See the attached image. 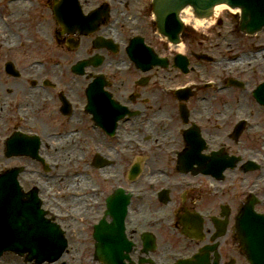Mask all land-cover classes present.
<instances>
[{
    "label": "flooded vegetation",
    "instance_id": "1",
    "mask_svg": "<svg viewBox=\"0 0 264 264\" xmlns=\"http://www.w3.org/2000/svg\"><path fill=\"white\" fill-rule=\"evenodd\" d=\"M61 1L40 0L42 9L36 16V33L30 31L29 14L21 33H14L9 40V58L21 75L9 76L5 65H0V120L9 119L13 131L22 129L27 134L39 135L41 156L58 170V176L51 177L40 161L25 159L29 169L23 181L25 190L37 188L44 208L64 215L58 222L66 230L70 245L55 264H98L94 258L96 249L109 245L98 240L95 228L105 212H112V195L119 188L131 189L137 196L125 224L133 244L128 263L171 264L176 257L170 256L181 249L185 255H191L200 246L212 244L216 221L227 217V229L216 240L219 264H247L234 226L252 192L258 191L256 195L264 200V106L252 95L241 92L225 96V85L229 87L231 76L226 77L219 66L215 67L219 73L214 75L202 64L193 65L192 32L184 37V54L191 59L193 68L187 74L173 65H154L145 71L144 66L133 63L124 48L118 53L95 49L96 36L114 38L127 45L133 36L142 35L159 54L172 61L177 49L159 43L149 27V0H78L77 9L68 10L73 17H65L69 24L79 26L98 7L106 5L109 9V21L92 33L79 27L76 31L61 27L54 17V8ZM70 33L78 42L76 48ZM49 41L56 46L50 48ZM219 47L217 42L213 51L220 55L223 51ZM96 53L104 57L103 62L91 64L84 68L83 75H77L76 63ZM33 54L41 56L44 64H31ZM257 61L251 59L250 64ZM260 70L264 74V66ZM41 73H52L54 77L72 75L44 86L42 78L37 81ZM98 76L108 85L88 97L87 89ZM242 76L248 78L250 93L262 80L254 67L250 74ZM208 79L218 82L208 88ZM186 87L192 88L190 96H181L182 99L174 95V90ZM61 93L71 105L67 109L60 99ZM120 105L129 107L136 115L121 117ZM17 115H25L26 121H18ZM242 120L245 124H241ZM199 147L201 152L220 150L239 155L242 160L234 169H225L221 179L209 175L211 162L204 158L199 164L193 162L200 170H206L204 173H178V166H189L187 161L178 160V154ZM136 158H140L143 172L130 182L129 170ZM250 158L262 163L258 170H246ZM138 183L145 188L140 189ZM256 209L264 212V205H257ZM187 212L202 216L203 243L185 237L179 230L178 218ZM148 213L153 217H148ZM106 218L110 223L111 217ZM145 232L153 233L157 241L156 250L148 254L143 252ZM165 238L170 243L162 245ZM145 258L150 262H144ZM0 264L33 263L9 253Z\"/></svg>",
    "mask_w": 264,
    "mask_h": 264
},
{
    "label": "water",
    "instance_id": "2",
    "mask_svg": "<svg viewBox=\"0 0 264 264\" xmlns=\"http://www.w3.org/2000/svg\"><path fill=\"white\" fill-rule=\"evenodd\" d=\"M158 3V8L163 18H174L178 19V11L184 5L190 4L196 13H198L202 18H208L211 16L213 8L219 4H226L231 8H240L242 10V23L241 28L248 33H254L262 28H264V0H156ZM15 174L9 175L0 183V209L5 211L0 212V225H12L11 218L12 212H10L9 208H11V190L14 187H17V182L15 180ZM19 191L17 193V197H19ZM35 214V212H34ZM38 224H46V221L41 219ZM50 231L55 232L58 237H60L58 230L56 227L51 229ZM262 233L264 229L262 226H259V229H250V233ZM248 247V246H247ZM15 250L17 252H22L24 248H18L14 246H0V253L4 250ZM258 253L257 261H253L252 249L248 247V254L250 255V259L253 264H264V248H255ZM28 250H31L29 248ZM50 247L45 248L42 252L34 253L35 258L38 260H43L48 257L47 252L52 251ZM259 251H262V254H259ZM255 257V256H254Z\"/></svg>",
    "mask_w": 264,
    "mask_h": 264
},
{
    "label": "rangeland",
    "instance_id": "3",
    "mask_svg": "<svg viewBox=\"0 0 264 264\" xmlns=\"http://www.w3.org/2000/svg\"><path fill=\"white\" fill-rule=\"evenodd\" d=\"M30 5H32V6L28 7V9L24 8L23 5H22L21 8L17 9L20 14L22 13V16H21L22 19L24 18L23 14H29L31 11H33V9H35L39 5V0H35ZM220 12H221V17L225 20L223 26L218 27V28L215 27V26H213L211 28L206 27V28H201L200 30H202L204 32H216V33L219 32V33H223V35H221L220 43H222V45H223L222 49H223V52L226 55L227 54L226 51L228 50V48L229 47H235V46H237L238 43L242 39L237 44H234L232 41L229 40V37L227 36V34H229L231 32V30L234 28V18H233V16H235V14H233V12L230 11L229 9H227V8L222 9V11H220ZM17 22H18V27H19L20 21H17ZM22 27H23V25H21V28ZM10 29H12V28H10ZM261 36L264 38L263 35H261ZM261 36H258V38L261 37ZM216 42H218V39L217 38L215 39L214 44H216ZM207 44H208V42H206L205 45H207ZM194 47H195V49H197L199 51H204V48H201L197 43L194 44ZM221 54L218 55V56L221 57ZM205 69H206L207 72L213 73L214 75H216V74L219 73V70H217L215 67H212V66H208L207 65V66H205ZM56 75L60 76V74H56ZM262 124L264 126V123L263 122H262ZM137 186H140V189L145 188V185L143 186L142 183H138ZM145 204H147V202ZM135 208H136V210H139V204H136L135 205ZM150 214H152V212H150ZM147 215H148V217H151V218L153 217V216L149 215V213ZM80 227H86V226L83 225V224H80ZM158 231L161 234L165 233L163 230H158ZM163 238H164V235H163ZM166 242H169L170 243V241L168 240V238H165V240H162V245H166L167 244Z\"/></svg>",
    "mask_w": 264,
    "mask_h": 264
},
{
    "label": "bare ground",
    "instance_id": "4",
    "mask_svg": "<svg viewBox=\"0 0 264 264\" xmlns=\"http://www.w3.org/2000/svg\"><path fill=\"white\" fill-rule=\"evenodd\" d=\"M20 3H27V2H20ZM25 5H26V4H25ZM222 8H224V7H222ZM222 8H221V9H222ZM195 24H196V26H204V25H207V24H209V23H207V22H202V21H196ZM82 180H83V183L85 184V183H86V178H83ZM92 213H94V212H92Z\"/></svg>",
    "mask_w": 264,
    "mask_h": 264
}]
</instances>
